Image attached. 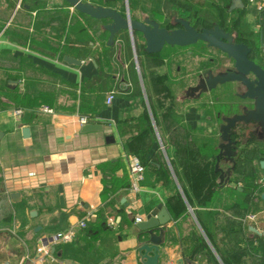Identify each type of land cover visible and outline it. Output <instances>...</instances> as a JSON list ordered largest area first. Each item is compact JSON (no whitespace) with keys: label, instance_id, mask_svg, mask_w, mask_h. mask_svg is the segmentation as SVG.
Listing matches in <instances>:
<instances>
[{"label":"crops","instance_id":"crops-1","mask_svg":"<svg viewBox=\"0 0 264 264\" xmlns=\"http://www.w3.org/2000/svg\"><path fill=\"white\" fill-rule=\"evenodd\" d=\"M83 1L132 19L163 23L167 14L165 0ZM246 2L261 32L264 0ZM107 23L63 0H0V199L13 212L0 219V264H143L149 236L138 224L161 207L170 221L159 264H264L260 125L239 123L235 163L217 162L228 115L214 91L175 96L171 86L193 75L172 78L170 61L139 51L128 31L109 44ZM98 56L110 81H95ZM81 117L102 128L83 133ZM133 157L146 166L139 192L131 190ZM254 184L251 197L244 186ZM69 230L73 241H54ZM42 244L49 254L40 260Z\"/></svg>","mask_w":264,"mask_h":264},{"label":"water","instance_id":"water-1","mask_svg":"<svg viewBox=\"0 0 264 264\" xmlns=\"http://www.w3.org/2000/svg\"><path fill=\"white\" fill-rule=\"evenodd\" d=\"M74 7L79 13L88 15L95 19L108 20L105 29L109 31V44H114L115 37L122 31H128L133 38L135 34H140L145 41V52L149 54L160 53L165 46L188 47L204 42L208 47L215 48L225 53L228 58L233 60V70L214 74L211 70L205 72L204 77L199 79L195 86H190L187 95L195 93H206L216 89L219 85L230 82H237L244 85L246 91L239 94L242 99H250L254 102L252 108H246L244 112L237 113L224 118L220 125L222 143L219 145L217 162L222 157H226L235 163L236 141L232 138L234 129L239 123H257L264 132V65L251 58L253 48L245 42H237L235 36L216 25L212 28L204 27L197 29L190 21L177 19L181 27L176 29H167L161 23L145 18L144 20L132 19L130 14L123 15L118 10L111 7L95 6L83 0H63ZM244 7L242 0H234L232 8ZM72 59H69V61ZM79 63V61H76ZM102 128V125L96 123H87L82 126V132H94ZM24 136L30 134L29 128L23 129ZM219 164V163H218ZM221 172V180H225V173ZM264 169V160L260 162ZM18 194L14 193V198ZM162 214L155 210L147 216V219L141 221L138 227L145 231L149 239L139 247V253L143 264H159L161 250L160 245L164 240V230L170 221V216L164 208L161 207ZM159 230V234L155 231ZM189 264H195L194 261L187 260ZM179 264H184L180 259Z\"/></svg>","mask_w":264,"mask_h":264},{"label":"trees","instance_id":"trees-1","mask_svg":"<svg viewBox=\"0 0 264 264\" xmlns=\"http://www.w3.org/2000/svg\"><path fill=\"white\" fill-rule=\"evenodd\" d=\"M233 1L234 0H165L166 2L165 4L166 5L170 4L174 8L175 14L172 16L190 21V23L197 29H202L204 27L212 28L218 25L221 28H223L225 31L232 33L235 36V40L237 42H245L249 46H251L253 48V55H254L253 58L258 62H261L264 56L262 49V46H264V13L261 17V32H256L255 29L252 28L251 23L247 21L246 0H242V2L244 3V7H237V8H232ZM97 34H99V31H97ZM124 34L126 35V31L122 32L120 36L121 35L125 36ZM126 37L127 36H125V38ZM84 41L86 42L85 45L88 47L89 42L92 41V39L86 38V40ZM174 47H179V46H174ZM255 47H257V49H255ZM105 51H106L105 62L108 69L111 70L112 66L110 64L111 62L110 59L112 55V49L110 48V51L107 50ZM163 52L164 50L156 54L162 55ZM95 61L100 69L99 76L95 77V81L102 82L103 79H107V78H108L107 80L110 81L112 79V76L104 73L99 56L95 57ZM231 84L232 83H227L228 86H230ZM223 106L226 107L227 102L225 103L222 102V105L220 107L223 108ZM233 109H237V107H234ZM225 111L227 110H224L223 108L222 111L220 112L226 117V115L228 114H226ZM237 113L239 112L235 111L234 113L228 115L227 117ZM233 137L234 134L232 138ZM248 139L249 140L255 139L254 134L251 133ZM260 152H262V155H264V151H260ZM244 189L246 192H249V195L251 197H254L256 193L259 192L260 190L259 185L256 184L246 185L244 186ZM12 213L13 212L8 204V200L0 199V219L2 220L3 218L9 217L12 215Z\"/></svg>","mask_w":264,"mask_h":264},{"label":"rangeland","instance_id":"rangeland-1","mask_svg":"<svg viewBox=\"0 0 264 264\" xmlns=\"http://www.w3.org/2000/svg\"><path fill=\"white\" fill-rule=\"evenodd\" d=\"M155 1H157V0H155ZM145 7H147V5ZM165 8H166L167 14H168V12L171 15L175 14L174 8L170 4L166 5ZM167 14L164 15L163 17L160 16L161 18H164L163 19L164 21L161 24L165 25V26H169L172 29L176 28L177 27L176 22L174 21L173 18H170L169 16L167 17ZM246 17H247V21L249 23H251L252 28H255V27H253V25H255V21L253 20L254 15L251 11V8H249L247 10ZM136 44H138L137 47H138L139 51H144L145 41L140 34H136ZM255 49H257V47H255ZM262 49H263V47H262ZM161 59H163V60L167 59L170 61L169 63H170V67H171V77L172 78H178V77L186 78L184 76H187L188 74H190V76L193 75L194 79H191L192 77L191 78L187 77V80H182L178 85L171 86V92L174 95L176 94L175 96H178V95L184 96L185 92H187L185 90V87L186 86L188 87L189 83L192 81L193 82L198 81L199 70H202L203 68H206V67H210V68H213L215 73H217V72H221V71L226 70V68H228V67H232L231 66L232 63L229 61V59L223 53L218 52L214 48H208L203 43H198L197 45H193L192 47H187V48H183V49L179 48V47L171 48L170 46H168L167 48L164 49V52L161 55ZM212 60H213V62H212ZM216 61H221L222 64L218 67H214V66L218 65V63ZM262 63H264V60ZM177 67H180L181 70L177 71L176 70ZM203 71L204 70H202L201 72H203ZM233 90H235V91L237 90L240 93H242V91H245V88L241 84H239V85L231 84L230 86H225L223 88H220L218 91L213 92L212 96L216 100L217 103H220V105L222 104V102L223 103H225V102L229 103V102H231V99L234 97L232 95V92H234ZM230 104L231 103L227 104L226 107L223 106L224 110H227V111H225V113L228 115H230V114H232L238 110V109L231 108ZM244 106L245 105H241L240 110L238 112L242 113ZM223 108L219 107V110L222 111ZM238 142L243 147L244 152L242 154H244V156L246 158V156L248 155V151H246V149L244 148V146H247V145H245V140H243V138L241 136H239ZM247 158H248V156H247ZM244 161H246V160L244 159Z\"/></svg>","mask_w":264,"mask_h":264},{"label":"built area","instance_id":"built-area-1","mask_svg":"<svg viewBox=\"0 0 264 264\" xmlns=\"http://www.w3.org/2000/svg\"><path fill=\"white\" fill-rule=\"evenodd\" d=\"M263 55H264V46H263ZM116 91L112 90L108 93L107 95V103L111 104L113 102V100L116 97ZM44 112L47 113H52L53 110L47 106H44L43 108ZM16 114H22L21 110H16L15 111ZM80 123L82 125L87 124L88 123V118L87 117H81L80 118ZM145 172H146V166L145 164L141 161L140 158L138 157H133L131 160V164H130V176H131V190L133 192H139L140 188H141V183L144 180V176H145ZM256 216L253 214H249L247 216V219L249 220H255ZM81 227H86L87 223L86 221H82L80 223ZM76 231L75 230H69V231H65V232H60L58 233L55 237H54V241L55 242H59V243H68L73 241L76 238ZM38 252L40 254V260L44 259V255H48L49 254V248L46 246V244H42V246L39 247Z\"/></svg>","mask_w":264,"mask_h":264},{"label":"flooded vegetation","instance_id":"flooded-vegetation-1","mask_svg":"<svg viewBox=\"0 0 264 264\" xmlns=\"http://www.w3.org/2000/svg\"><path fill=\"white\" fill-rule=\"evenodd\" d=\"M173 19H174V21L176 22L177 21V19H179V18H176L175 16H173ZM176 24H177V27L176 28H179V27H181V25L179 24V23H177L176 22ZM162 25V24H161ZM163 27H166L167 29H170V30H172V28H170L169 26H165V25H162ZM176 28H173V29H176ZM198 43H200V42H198ZM197 43V44H198ZM202 43V42H201ZM204 43V42H203ZM197 44H195V45H197ZM206 44V43H205ZM169 45H167V46H165L164 47V49L165 48H167ZM193 46V45H192ZM192 46H188V47H192ZM206 46H207V44H206ZM171 48H173L174 46H170ZM208 47V46H207ZM179 48H187V47H179ZM208 48H211V47H208ZM163 49V50H164ZM215 49V48H214ZM217 50V49H216ZM218 52H220V53H223V52H221V51H219V50H217ZM190 53V52H189ZM227 58H228V56L225 54V53H223ZM254 57V55H253V52H252V54H251V58L252 59H254L253 58ZM229 59V61L232 63V67H228V68H226V70H224V71H221V72H217V73H222V72H226V71H229V70H233L234 69V66H233V60L232 59H230V58H228ZM255 60V59H254ZM263 60H264V56H263V59L261 60V62H258L257 60H255L256 62H258V63H260V64H262V65H264V63H262L263 62ZM212 62H213V60H212ZM217 63H218V65H216V66H214V67H218V66H220L222 63H221V61H216ZM215 62V63H216ZM215 65V64H214ZM202 70H204L203 72H201ZM202 70H199V72H198V81H197V84H198V82H199V79L200 78H202V77H204V76H206L205 75V72L207 71V70H211L214 74H216L215 73V71L213 70V68H210V67H206V68H203ZM230 83H232L233 85L234 84H237V85H239V84H241V83H237V82H230ZM196 84V85H197ZM242 85V84H241ZM225 86H228L227 85V83L226 84H223V85H219L216 89H214V90H212V91H218L220 88H223V87H225ZM244 86V85H243ZM245 88V87H244ZM234 92H232V95L234 96L232 99H231V102H229V103H231L230 105H231V108H234V107H237V112L240 110V107H241V105H245L244 106V108H243V110H242V112H244V110L246 109V108H252L253 107V105H254V102L252 101V100H250V99H242L241 97H239V94H243L245 91H246V88H245V91H242V93H240L239 91H235V90H233ZM228 102H227V104H229ZM240 113V112H239Z\"/></svg>","mask_w":264,"mask_h":264}]
</instances>
